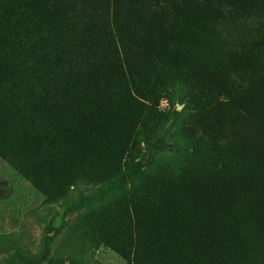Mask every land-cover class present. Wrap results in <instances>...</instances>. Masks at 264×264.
<instances>
[{
	"label": "rangeland",
	"instance_id": "rangeland-1",
	"mask_svg": "<svg viewBox=\"0 0 264 264\" xmlns=\"http://www.w3.org/2000/svg\"><path fill=\"white\" fill-rule=\"evenodd\" d=\"M183 3L174 20L143 0L29 1V41L76 28L77 74L0 133V264H215L213 245L216 264H264V0ZM240 147L247 185L225 169Z\"/></svg>",
	"mask_w": 264,
	"mask_h": 264
},
{
	"label": "trees",
	"instance_id": "trees-1",
	"mask_svg": "<svg viewBox=\"0 0 264 264\" xmlns=\"http://www.w3.org/2000/svg\"><path fill=\"white\" fill-rule=\"evenodd\" d=\"M29 1H20L7 15V1L0 0V133L12 115L18 119L28 116L32 122L36 123L39 120L40 105L59 93L67 98L70 90L69 79L77 74V46L67 45L73 43L77 34L76 28L67 32L68 43L65 45H58L57 40L45 37V29H48V25L35 34L36 41H29L28 36L31 34L28 31L32 24ZM183 1L186 0H143V8L146 12H152L161 17L171 16L176 20L178 6L184 4ZM205 1L210 2L211 0ZM114 8V3H111L107 14L110 19L116 15L117 11ZM221 9H223V18L234 19L237 17L235 13H232L231 7L222 8L221 6ZM74 16L77 17V11L74 12ZM255 24L251 23L250 25L254 26ZM15 44L16 48L21 50L18 59L14 55ZM88 61L89 57L86 59V62ZM33 70L39 73L38 76L32 74ZM55 75H60L61 79L54 80ZM197 92V99L203 102L201 106L203 109L205 107L214 108L217 105V96L213 91L201 87ZM121 96L126 100L129 95L124 92ZM131 98L133 99L130 96ZM240 151L243 160L238 159L234 162V168L225 169L237 174L238 181L247 185L249 183L248 167L244 163L247 160L241 147ZM138 172L141 173L142 170L138 169ZM138 181L137 176L131 177V183L134 186L138 185ZM173 194L179 195L178 191ZM205 228L207 229L206 225ZM186 229L182 241L185 242L186 247L192 248L198 254L201 250L197 239L192 236L191 232H194V229L192 226H188ZM204 241L208 242L210 239L206 236ZM207 253L214 257L215 264L222 262L218 259L221 254L215 245L208 247ZM145 254L148 256V253ZM198 256L200 257L199 254ZM146 259L151 261L149 258Z\"/></svg>",
	"mask_w": 264,
	"mask_h": 264
}]
</instances>
